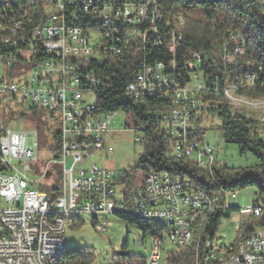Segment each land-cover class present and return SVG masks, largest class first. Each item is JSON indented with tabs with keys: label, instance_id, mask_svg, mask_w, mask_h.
Listing matches in <instances>:
<instances>
[{
	"label": "built area",
	"instance_id": "1",
	"mask_svg": "<svg viewBox=\"0 0 264 264\" xmlns=\"http://www.w3.org/2000/svg\"><path fill=\"white\" fill-rule=\"evenodd\" d=\"M158 1L32 0L34 13L38 4L49 6L46 25L34 31L31 39H18L17 43L0 41V97L18 101L24 111L36 108L53 119L58 127L53 139L58 134L60 140L59 151L44 161L40 158L37 131L17 132L0 123V199L6 207L0 210V264L48 262V255L56 252L58 246H66L67 212L91 216L99 232L106 231L108 223L100 221L98 216L117 212L131 215L139 212V218L158 215L172 223L173 237H169L172 244L177 249L186 248L187 239L195 242L196 232L207 228L211 216L226 213L230 202L238 199L237 191L204 193L186 184L180 176L152 172L144 189L138 190L127 205L123 186L113 172L97 165L81 168L91 152L106 150L112 120L119 113H102L87 103L85 96L96 94L100 81L94 73L84 74L81 70L93 60L103 61L108 55L122 54L130 36L146 39L147 31H139L138 24L147 19L157 33L155 22L165 15L158 12ZM4 12H13V20H4ZM23 12L26 11L22 1L0 0V21L6 24V32H13V27L21 25L14 23V15H22L23 20ZM90 21H98V28H90ZM174 45L175 33L172 52ZM242 51L236 48L232 56H225L226 60L233 63L234 56ZM193 59L199 61L200 57L193 54ZM194 66V62L189 63L190 68ZM163 70L162 63L143 66L135 80L125 87V94L133 99L154 95L157 82H164V87H175L178 107L162 116L161 128L172 136L171 150L177 159L193 160L199 169L210 171L218 161L214 148L190 139L191 117L205 108L198 98L204 86L177 87ZM257 77V72L248 73L243 84L252 86ZM104 86L108 87L109 83ZM234 86V83L226 85L225 96L232 93ZM253 110L261 112L258 120L264 122V108ZM58 172L62 178L59 191L55 190ZM45 187L49 190L43 191ZM48 207L62 208L65 221L45 218L44 210ZM237 210L244 218L243 225L252 220L262 222L260 236L247 231L243 255H235L233 245L225 246L214 238L203 241L199 238L196 246H200V262L195 264H218V257L228 256H236L235 264H264V203ZM151 238L146 264H156L163 258L155 257L159 234Z\"/></svg>",
	"mask_w": 264,
	"mask_h": 264
},
{
	"label": "trees",
	"instance_id": "2",
	"mask_svg": "<svg viewBox=\"0 0 264 264\" xmlns=\"http://www.w3.org/2000/svg\"><path fill=\"white\" fill-rule=\"evenodd\" d=\"M20 1L26 12H23V20L22 15H14V23L21 25L13 27V32H6V24L0 21L1 42L17 43L18 39H31L33 32L48 21L45 4H38V11L34 13L32 0ZM157 6L158 12L165 13L162 20L155 22L157 33L153 31L151 20L147 19L138 24L139 31H147L146 39L130 36L127 38L129 44L125 43L122 54L108 55L103 61L93 60L81 70L84 74L94 73L100 81L96 87V110L102 113L119 111L128 117L136 131L142 132L143 137L139 142L143 146V153L135 165L123 171L117 179L123 186L127 205L138 190L144 189L146 179L152 172H168L187 178L197 189L210 194L252 187L257 190V204L264 203V122L235 111L224 94L228 83L242 81L237 86L239 96L264 98V5L260 0H159ZM4 20H13V12H4ZM177 22H182L179 29L176 27ZM90 28H98V21H90ZM173 33L175 45L172 52ZM236 48L243 51L234 56L233 63H229L225 56H232ZM193 54H197L200 60H194ZM190 62L195 63L194 68L189 67ZM158 63L164 65L162 73L172 78L177 87L192 85L194 77L203 75L204 90L199 93V100L207 106V113H215L220 118V130L225 143L237 145L241 154L251 153L257 160L254 166L229 168L217 161L210 171H204L193 160L177 159L172 154V136L162 130L161 123L162 116L178 107L174 96L175 87H164V82H157L154 95L144 94L133 99L125 94V87L135 80L143 66L154 67ZM253 72L258 74L254 85L243 84L244 76ZM106 83H109L108 87L104 86ZM29 111L34 119H39L43 113L36 108H30ZM26 115L21 113V117ZM13 116L10 115L11 118ZM41 124L39 120V129ZM203 133L202 129L191 128L190 139L200 141ZM55 142L58 152V134L55 135ZM61 187L62 178L58 172L55 190L59 191ZM42 190L49 189L45 187ZM233 210L237 208L231 206L227 214ZM115 215L139 228L144 237L160 234L167 229L162 223L126 212H117ZM224 217L225 213L222 212L211 216L207 228L196 232L193 245L176 248L168 253L166 264H195L200 260V246H196V242L199 238L201 241L215 238ZM261 223L252 220L243 225L241 231H253ZM74 226L80 227L79 222H75ZM237 243L238 237L233 246ZM95 257V252L89 248H66L60 264H91ZM146 260L128 253L117 254L112 264H146Z\"/></svg>",
	"mask_w": 264,
	"mask_h": 264
},
{
	"label": "rangeland",
	"instance_id": "3",
	"mask_svg": "<svg viewBox=\"0 0 264 264\" xmlns=\"http://www.w3.org/2000/svg\"><path fill=\"white\" fill-rule=\"evenodd\" d=\"M48 7L49 10V6ZM182 22H177L176 27L181 28ZM203 75L196 77L192 83L203 84ZM90 106L96 105V94L91 92L85 96ZM256 100V99H255ZM233 105V104H232ZM233 105L235 111L244 113L251 118L260 119L262 114L257 107L253 109L242 108ZM243 106V105H240ZM207 106L195 117H191L190 127L198 130L202 129L200 142L214 148L218 162L229 168L252 167L257 163L256 158L251 153L241 154L235 144H227L224 141L220 130L221 120L215 113H207ZM27 114L21 117V113ZM14 114L11 118L10 115ZM0 123L17 132H34L39 134L40 158L44 161L53 157L56 142L53 139V133L58 130L53 119H49L43 114L39 119H34L30 111H24L18 101L11 98L0 97ZM42 122L41 128H38V122ZM199 121V124H198ZM6 123V124H5ZM112 132L107 139L105 151L91 152L88 160L81 165V168L88 169L93 165L99 168L110 170L114 173L116 179L123 171L129 170L135 165L140 155L143 153V146L137 139L143 137L141 131L134 130L130 125L128 117L123 113L114 116L111 125ZM112 148L113 153H109ZM238 199L231 201L230 204L235 208L251 207L257 204V190L252 187L238 190ZM6 208L4 201L0 199V210ZM100 221L108 223V229L104 232L96 230L91 216L78 214L67 217L68 225L64 234L66 248L84 250L89 248L95 252L96 257L91 264H112L115 256L122 251H126L133 256H142L148 258L151 252L152 238L150 235L144 237L143 232L135 225H131L117 215L98 216ZM79 222L80 227L74 226ZM244 218L238 210H233L222 218L219 229L214 240L225 246H231L235 243L238 233L241 232ZM126 246V247H125ZM124 247L126 249H124ZM176 247L172 244L167 234H164L162 254L163 258L160 264H166L167 254L174 251Z\"/></svg>",
	"mask_w": 264,
	"mask_h": 264
},
{
	"label": "bare ground",
	"instance_id": "4",
	"mask_svg": "<svg viewBox=\"0 0 264 264\" xmlns=\"http://www.w3.org/2000/svg\"><path fill=\"white\" fill-rule=\"evenodd\" d=\"M260 2L262 5H264L263 0H260ZM46 12L49 16L48 7H46ZM6 13L8 14L11 12H6ZM39 29L36 31H39ZM241 83L242 81L237 82L236 84L234 83L236 86L232 87V93H226L227 100L229 102H235V104L237 105L250 106V107L254 106V107H257V109L264 108V98H259L255 100L253 98H249L246 96H239L237 94V86L240 85ZM183 179L185 180L186 184H189L195 187L194 185H192L190 180H188L187 178H183ZM202 192L204 191L202 190ZM78 214L87 215L86 213H83V212H67L66 221H67L68 216L78 215ZM132 214L139 217V212H132ZM44 217L45 218H55V220L57 221H65V211L62 208H58V207H48L47 209L44 210ZM140 218L151 221V222L162 223L165 227H167V229L161 231V233L159 234L158 245H156L155 247V257H163L162 247H163L164 234H167L168 237H173L172 223L167 222L166 219L158 215H149V217L140 216ZM252 234L253 236H260L261 226H258V228L253 230ZM246 240H247V231H241L238 234V243L234 247L235 255H243V245L246 242ZM193 243H194V239H187L186 247L192 246ZM65 252H66V246H58V250H56V252L52 253L51 255H48V262L50 263L40 262V264H60ZM160 262L161 261H156V264H160ZM197 262H200V260H198ZM235 263H236V256H228L227 258L218 257V264H235Z\"/></svg>",
	"mask_w": 264,
	"mask_h": 264
},
{
	"label": "water",
	"instance_id": "5",
	"mask_svg": "<svg viewBox=\"0 0 264 264\" xmlns=\"http://www.w3.org/2000/svg\"><path fill=\"white\" fill-rule=\"evenodd\" d=\"M126 254H127L126 251H122V252H120V255H126Z\"/></svg>",
	"mask_w": 264,
	"mask_h": 264
}]
</instances>
